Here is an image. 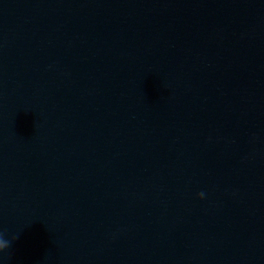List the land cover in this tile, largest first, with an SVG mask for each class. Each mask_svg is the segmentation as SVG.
I'll return each mask as SVG.
<instances>
[{"label": "water", "instance_id": "obj_1", "mask_svg": "<svg viewBox=\"0 0 264 264\" xmlns=\"http://www.w3.org/2000/svg\"><path fill=\"white\" fill-rule=\"evenodd\" d=\"M0 264H264V0H0Z\"/></svg>", "mask_w": 264, "mask_h": 264}, {"label": "clouds", "instance_id": "obj_2", "mask_svg": "<svg viewBox=\"0 0 264 264\" xmlns=\"http://www.w3.org/2000/svg\"><path fill=\"white\" fill-rule=\"evenodd\" d=\"M199 195H200V196L203 198V196H204V193H203V192H201Z\"/></svg>", "mask_w": 264, "mask_h": 264}]
</instances>
